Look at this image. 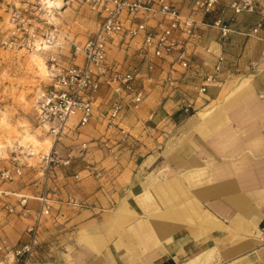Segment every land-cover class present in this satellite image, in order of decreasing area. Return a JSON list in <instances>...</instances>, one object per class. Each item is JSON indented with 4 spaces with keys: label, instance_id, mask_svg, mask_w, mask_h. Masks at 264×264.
<instances>
[{
    "label": "crops",
    "instance_id": "crops-1",
    "mask_svg": "<svg viewBox=\"0 0 264 264\" xmlns=\"http://www.w3.org/2000/svg\"><path fill=\"white\" fill-rule=\"evenodd\" d=\"M170 1L189 15V0ZM232 16L219 8L203 18L220 19L235 31L225 44L217 29L201 26L192 47L191 61L201 74L224 57L220 86L197 97L190 87L199 79L176 67L179 91L167 98L165 90L144 84L147 97L136 114L142 121L152 114L164 135L136 155H124L105 182L85 179L74 186L67 173H56L54 197L70 194L88 208L62 207L59 216L54 211L29 264H264V42L247 36L264 22V0L256 13ZM127 54L134 64V50ZM180 93L192 99L195 112L176 111ZM109 100L102 88L99 109ZM130 114L124 112L123 124L138 131ZM93 127L92 138L104 133L100 120ZM2 189L39 194L34 185ZM28 205L38 207L31 199ZM18 224L25 230L27 221ZM2 225L0 239L23 242L24 232L14 243Z\"/></svg>",
    "mask_w": 264,
    "mask_h": 264
},
{
    "label": "built area",
    "instance_id": "built-area-1",
    "mask_svg": "<svg viewBox=\"0 0 264 264\" xmlns=\"http://www.w3.org/2000/svg\"><path fill=\"white\" fill-rule=\"evenodd\" d=\"M189 1L187 16L170 0H26L24 11L10 13L8 39L2 44L29 54L48 52L49 86L36 97L33 108L42 128L54 139L46 153L36 154L31 146L23 148L27 158L37 157L41 165L40 179L34 183L39 190L36 198L2 189L24 176L15 158L12 165L0 169V215H15L28 221L25 239L20 245L0 239V264H29L39 247L41 227L46 220L54 218V211L59 216L62 207L88 208L86 202L70 194L64 198L54 197L51 186L56 173L65 174L77 164L82 169L71 175L74 186L85 179L102 183L124 155L134 156L147 148V143L156 140V125H148L153 123L152 114L144 121L138 120L140 131L123 124L124 112L137 114L144 103L147 97L144 84L160 87L169 98L179 91L177 67L184 74L190 72L199 79L190 87L197 97L220 86L224 57L217 58L211 72L201 74L192 64V47L201 26L217 29L221 44L235 31L220 19L205 23L203 18L219 8L231 11L232 18L254 14L261 0ZM78 4L86 6L97 18L93 32L83 43L73 42L63 30L62 13ZM148 20L156 25L149 26ZM247 36L264 42V22L256 24ZM66 45L70 47V54L64 62L62 51ZM115 49H133L137 61L130 66L116 64L111 58ZM164 62L170 64L167 71L161 69ZM102 88L107 90L110 100L106 107L99 109ZM175 109L190 115L195 112L194 102L187 93H180ZM93 119L100 120L105 127L100 142L82 141L60 155L57 147L61 138L77 134ZM95 153L101 156L99 163L92 161ZM12 198L16 199L15 204L11 203ZM30 199L38 203L37 209L29 207Z\"/></svg>",
    "mask_w": 264,
    "mask_h": 264
},
{
    "label": "rangeland",
    "instance_id": "rangeland-1",
    "mask_svg": "<svg viewBox=\"0 0 264 264\" xmlns=\"http://www.w3.org/2000/svg\"><path fill=\"white\" fill-rule=\"evenodd\" d=\"M25 5L26 0H0V169L12 165V159L15 158V164L19 165L23 170H26L25 175L20 180L7 184L18 190L26 186L34 185L40 179L37 173L41 170L37 157L30 159L24 155L23 148L26 147L19 146L18 142L21 141L20 137L23 135H32L42 145L44 142L50 143V147L54 139L42 128L33 108L36 97L49 86V81L46 78L47 72L41 75L31 60V55L33 54L21 50L9 49L2 44L3 40L8 39L9 29L7 21L10 13L14 10L24 11L27 8ZM65 10L66 12L62 13L65 21L64 33L73 42L83 43L91 35L96 26V16L82 4L74 5ZM62 54V60L64 62L68 61V55L70 54V47L68 45L64 46ZM37 55L44 60L46 66L48 52ZM111 58L118 65L130 66L133 62L125 49H115ZM129 118L131 120L135 119L137 122L139 120L136 114H130ZM95 121L77 132V134L62 137L57 147L59 154L64 155L68 149H71V147L76 146L82 141L99 143L104 133L96 139L91 137L94 129V127L92 128L93 123L97 124L98 120L96 119ZM148 125L155 127L153 123H148ZM129 129L134 130L133 126L132 128L129 126ZM137 130L140 131L141 129L139 128ZM155 131V136L165 134V131L162 130L156 129ZM8 141L11 143H8ZM24 143L22 142V144ZM147 144L149 145V143ZM26 146H30V143L28 145L26 144ZM49 149L44 151L42 147L40 148V151L42 150L40 153H46ZM12 152H15V154H12ZM92 161L99 163L101 161L100 154L95 153ZM25 164H29L31 167L28 168ZM81 169L82 167L76 164L67 171V175L71 177L73 171L79 172ZM11 203L15 204L16 199L12 198ZM0 222L3 224L2 227H8L6 233L14 243L17 242L16 240L23 232L25 233V230L18 224L20 223L18 216L2 214ZM43 226L42 230L46 228Z\"/></svg>",
    "mask_w": 264,
    "mask_h": 264
},
{
    "label": "bare ground",
    "instance_id": "bare-ground-1",
    "mask_svg": "<svg viewBox=\"0 0 264 264\" xmlns=\"http://www.w3.org/2000/svg\"><path fill=\"white\" fill-rule=\"evenodd\" d=\"M57 5H58V3H57ZM31 60L35 64L36 68L41 73V75H43V74H45V72H47L45 62L39 55H37V54L31 55ZM20 139H21V141L18 142L20 147H24V146L27 147L26 144L28 145L30 143V146H32L33 151L36 154L42 152V150L40 151V148H42V147H43L44 151H47L50 148V145H49L50 143L48 144V142H44V144L42 145V143L39 142L37 139H35V137L32 135H25V136L23 135L20 137ZM22 142H25V143L22 144ZM8 143H11V142L8 141Z\"/></svg>",
    "mask_w": 264,
    "mask_h": 264
}]
</instances>
